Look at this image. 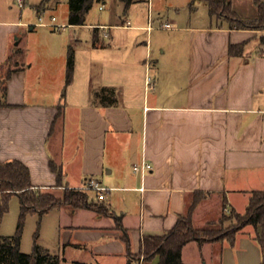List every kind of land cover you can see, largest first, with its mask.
Masks as SVG:
<instances>
[{
	"label": "crops",
	"instance_id": "0c3cea01",
	"mask_svg": "<svg viewBox=\"0 0 264 264\" xmlns=\"http://www.w3.org/2000/svg\"><path fill=\"white\" fill-rule=\"evenodd\" d=\"M100 2L104 10L108 0ZM113 5L86 14L81 25L68 24L67 13L64 32L27 21L29 34L46 38L45 46L35 43L37 59L12 57L19 44L14 34L25 21L10 22L0 44V79L13 69L7 105L0 107V162L21 160L32 184L57 196L64 187L85 189L94 177L110 188L105 202L121 217L123 228L89 208L44 213L42 223L50 213L58 217L54 254L62 253L61 264H131L145 236L175 225L192 192L206 194L192 215L202 228L218 226L224 200L226 212L243 213L251 192L264 190V30L230 28L210 13L207 0ZM231 6L242 18L257 16L253 0H231ZM231 44L243 46L230 54ZM69 45L75 64L66 84ZM103 87L114 89L115 102L101 100ZM51 162L61 170V184ZM144 162L151 168L143 169ZM259 229L262 242L252 224L232 240L189 241L182 260L264 264V221Z\"/></svg>",
	"mask_w": 264,
	"mask_h": 264
},
{
	"label": "trees",
	"instance_id": "16d2710c",
	"mask_svg": "<svg viewBox=\"0 0 264 264\" xmlns=\"http://www.w3.org/2000/svg\"><path fill=\"white\" fill-rule=\"evenodd\" d=\"M50 1L52 0H42V5H46ZM96 1L100 2L102 0H68L67 23L72 25L84 24L87 12ZM131 1L125 0L126 5ZM253 1L257 7V16L254 18L240 17L232 9L231 0H207V3L210 13L222 16L228 22L230 28L264 30V0ZM260 41L264 44V35L260 37ZM242 46L243 44H231L229 53H238ZM74 58V47L69 45L66 59V84L70 83L73 78ZM12 70L11 66H8L5 74L0 79V107L7 105L6 82ZM99 93L103 102L113 103L116 101L114 89L111 87H103ZM51 166L57 171V183L61 184V170L57 169L56 164L53 162H51ZM12 194H16L19 197L20 214L14 234L0 237V264H61L62 257L59 254L49 252L37 241L42 215L55 207L68 206L93 209L101 214L114 217L116 225L119 228H123L121 217L111 211L105 199L98 198L97 193L96 199H94L89 198L87 190L64 187L61 195L57 196L50 191L36 187L32 184L29 167L19 159L0 162V222L3 214L8 209V201ZM205 195L201 191L192 192L185 213L178 217L177 222L170 230L163 234L144 237V261L151 262L156 258V264H185L182 260V248L189 241L203 242L206 240H219L225 237L232 240L235 233L247 224H252L257 228V238L260 242L263 241V231L259 228L264 221V190L251 192L246 210L243 213L231 210L227 214L224 211L218 226L198 228L193 223L192 215L195 207L205 198ZM222 204L224 209L226 201L224 200ZM29 213H37L38 220L33 234L32 250L29 253H25L21 251L20 246L25 219ZM230 218H234L235 223L224 228L223 222ZM123 239L127 244L129 243L126 234L123 235Z\"/></svg>",
	"mask_w": 264,
	"mask_h": 264
},
{
	"label": "rangeland",
	"instance_id": "374dc122",
	"mask_svg": "<svg viewBox=\"0 0 264 264\" xmlns=\"http://www.w3.org/2000/svg\"><path fill=\"white\" fill-rule=\"evenodd\" d=\"M68 0H52L48 2L46 5H42V0H0V44L5 42L6 35L8 34L7 26L13 21H25L26 23H21L18 27L21 26V32L18 34H14L13 42L19 43L14 47L12 52V57L16 61L22 60L23 62L28 61L32 57V59H37L40 57L39 52L35 51V43H39L38 46H45L46 38L45 35H42L36 31L33 34H29L32 32L30 30L29 25L33 22H39V16L43 18L44 22H49L50 16L53 14L56 17V25L53 26H45L44 29H47L51 32H59L65 29V26L60 25L63 23L64 19L68 13ZM119 4V0H108V4L104 10L100 9V5L104 6L101 2H95L92 8L87 12V17H94L100 12L103 13L107 9L110 8V3L113 5ZM114 6V5H113ZM90 16V17H89ZM168 17L163 12L161 15V19L164 21ZM32 21V22H27ZM9 22V23H6ZM11 22V23H10ZM160 22L157 20V23ZM162 25V24H161ZM10 26V25H9ZM13 26V24H11ZM41 26L38 25L36 30ZM87 30V29H84ZM19 36V39H18ZM17 38V39H16ZM65 38L64 33L60 40ZM19 40V41H18ZM59 43V41L57 40ZM30 49L32 51H30ZM55 57V56H54ZM57 57V56H56ZM12 61V60H11ZM11 65V63H9ZM37 88H43L44 85L40 83L34 84ZM64 91V90H63ZM62 91V92H63ZM87 190L89 194V198L96 199V192L94 190ZM224 212L225 209H222ZM226 212V211H225ZM229 214L230 212H226ZM20 214V200L18 195L12 194L8 201V209L3 214L1 222H0V235L1 236H11L14 234L16 225L18 222ZM38 214L37 213H29L26 216L24 229L21 237V246L20 249L22 252L29 253L32 250L34 237L33 234L37 227ZM235 223L234 218H230L223 222V227L227 228V226ZM42 227L40 229V236L38 238V242L48 247L52 253H56L58 251L57 239L59 236V232L57 230L58 225V217L55 213H50L49 215H45L43 223L41 222ZM62 255L61 252H59ZM134 260L131 264H151V262L144 261V251L136 254ZM63 260V258H62ZM62 262V261H61Z\"/></svg>",
	"mask_w": 264,
	"mask_h": 264
},
{
	"label": "built area",
	"instance_id": "2783aa9c",
	"mask_svg": "<svg viewBox=\"0 0 264 264\" xmlns=\"http://www.w3.org/2000/svg\"><path fill=\"white\" fill-rule=\"evenodd\" d=\"M55 21V16L51 17V21L49 22H44L43 18L41 16H39V22H37L38 24H45V25H54L57 26ZM169 23H165V26H169ZM139 168V166L137 164L134 165V169L137 170ZM142 168L143 169H150L151 168V163L149 162H144L142 164ZM84 188L85 189H90V190H94L97 193L98 198L100 199H105L110 188H108L107 186L103 185L99 180H97L94 177H89L85 180L84 183ZM225 210H228L227 206L224 208Z\"/></svg>",
	"mask_w": 264,
	"mask_h": 264
}]
</instances>
